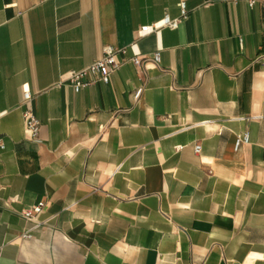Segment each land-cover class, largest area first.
<instances>
[{
    "label": "crops",
    "instance_id": "crops-1",
    "mask_svg": "<svg viewBox=\"0 0 264 264\" xmlns=\"http://www.w3.org/2000/svg\"><path fill=\"white\" fill-rule=\"evenodd\" d=\"M182 1L178 28L137 40ZM132 44L161 48L159 66L130 49L109 83L64 82L106 45ZM0 142V264H264L260 4L0 0ZM40 201L24 239L34 223L19 212Z\"/></svg>",
    "mask_w": 264,
    "mask_h": 264
},
{
    "label": "built area",
    "instance_id": "built-area-1",
    "mask_svg": "<svg viewBox=\"0 0 264 264\" xmlns=\"http://www.w3.org/2000/svg\"><path fill=\"white\" fill-rule=\"evenodd\" d=\"M247 3L250 8H253L255 5L260 4L264 19V0H247ZM180 8L181 15L178 17L172 18L170 15L166 14L160 21L150 25L142 26L138 30L137 40L150 33H159L163 27H169L172 29L178 28L183 19L188 16L186 3L184 1L180 2ZM135 46V44H132L129 47L119 48L113 45H106L103 48V53L99 58L95 59L90 65L78 71H70V73H68L67 77L64 79V82L70 84L75 89H82L99 81L109 83L111 74L115 72L122 64V61L118 58L119 55L127 54L128 50L130 49L133 53L131 60L136 65L142 68H147L149 65L159 66V63L161 61V48L152 54L143 55L140 51L134 50ZM142 89L143 88H138L135 91L134 99L137 100L140 98ZM31 101L32 94L30 90L25 87L23 91L22 106L24 107L23 114L26 130L29 134L30 139L36 142H40L41 121L30 107L29 104ZM248 141V132L244 133L243 135H239L235 142V149L238 150L243 144L248 143ZM0 147L4 148V144L2 142H0ZM200 151L201 145L196 144L195 152L200 153ZM44 205V202L40 201L39 203L19 212L23 218L34 223L29 230H26L21 234L22 238H31L33 236L31 230L41 226L42 222L36 221V217L43 211Z\"/></svg>",
    "mask_w": 264,
    "mask_h": 264
}]
</instances>
